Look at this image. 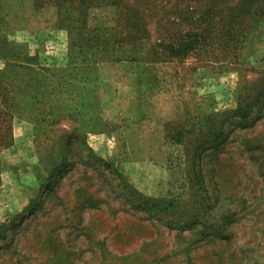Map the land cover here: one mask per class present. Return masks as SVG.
Instances as JSON below:
<instances>
[{"label":"rangeland","instance_id":"1","mask_svg":"<svg viewBox=\"0 0 264 264\" xmlns=\"http://www.w3.org/2000/svg\"><path fill=\"white\" fill-rule=\"evenodd\" d=\"M0 264H264V0H0Z\"/></svg>","mask_w":264,"mask_h":264},{"label":"trees","instance_id":"2","mask_svg":"<svg viewBox=\"0 0 264 264\" xmlns=\"http://www.w3.org/2000/svg\"><path fill=\"white\" fill-rule=\"evenodd\" d=\"M234 32L232 33V36L234 37ZM241 41V39H238V42H240ZM238 42H237V44H238ZM243 115H245L246 116V113H245V111H243ZM241 124V123H240Z\"/></svg>","mask_w":264,"mask_h":264}]
</instances>
